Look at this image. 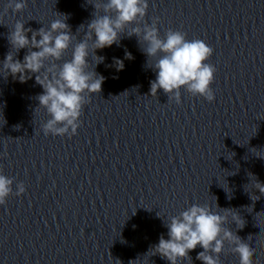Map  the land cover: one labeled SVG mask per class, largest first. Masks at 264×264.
<instances>
[{
  "label": "clouds",
  "instance_id": "9594fccd",
  "mask_svg": "<svg viewBox=\"0 0 264 264\" xmlns=\"http://www.w3.org/2000/svg\"><path fill=\"white\" fill-rule=\"evenodd\" d=\"M89 3L94 7L93 18L77 29V32L85 29L80 39L66 23L68 16L61 13H57V18L48 29L25 28V23L17 20L8 35L15 54L12 51L6 54L0 72L20 82L35 76L36 83L43 89L37 97L39 104L36 109H45L50 117L42 125L45 136L71 137L77 134L85 105L90 102L92 94L101 92L105 80L95 71V67L89 71L90 54L95 58V65L102 63L105 57L97 56L96 51L113 44L119 46L125 35L137 38L141 51L147 57L146 66L156 73V78L150 81L152 96H157L158 90H163L169 99L180 103V90L184 88L192 96L214 101L211 85L216 68L207 63L214 50L206 42L201 39L189 40L185 32L171 28L161 36L158 18L151 23L145 21L148 0H89ZM26 7L27 0H9L5 12L10 8L14 13H20ZM28 33H31V38ZM70 47L71 58L63 60ZM21 49H27L23 60L15 58ZM125 59H133L130 52L125 51ZM62 60V63H57ZM113 62L117 71L123 70V60L114 57ZM13 183L14 178L5 176L0 170V205H4L13 194ZM254 187L264 195V184L257 178ZM16 188L17 196L26 190L22 182ZM217 208L221 209L218 205ZM223 210L224 214L221 215L208 204L197 203L179 215L167 217L165 227L168 238L161 234L158 244L149 253L159 254L170 264H179L190 257L189 253L199 245L203 251L197 254V260L202 264H221L220 254L227 242L232 245L231 251L239 255L240 264H253L254 249L223 226L228 223L229 215L239 229L244 227V221L230 209Z\"/></svg>",
  "mask_w": 264,
  "mask_h": 264
}]
</instances>
